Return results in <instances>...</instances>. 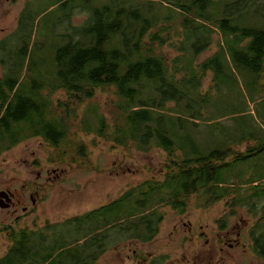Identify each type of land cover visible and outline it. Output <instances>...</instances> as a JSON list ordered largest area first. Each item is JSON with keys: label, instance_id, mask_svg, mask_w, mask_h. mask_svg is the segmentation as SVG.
<instances>
[{"label": "rangeland", "instance_id": "374dc122", "mask_svg": "<svg viewBox=\"0 0 264 264\" xmlns=\"http://www.w3.org/2000/svg\"><path fill=\"white\" fill-rule=\"evenodd\" d=\"M77 1L69 3L72 9L77 8ZM165 1L156 5L157 15L173 18L156 26H167L161 35L168 39L161 45L152 44L153 53L163 58L166 67V84L161 87L165 92L158 90L162 83L155 80H140L138 86L139 97L146 103L158 97H179L177 103L170 98L163 101L165 110L185 118L177 123L166 121L168 131L177 128L179 150L173 156L157 146L152 136L141 143L142 126L134 138L128 135L114 86L95 87L80 94L78 100L68 98L62 89H49L47 85L54 79L45 59L67 25V21L59 22L62 9L58 0H0V77L6 71L4 61L11 59L7 56L10 50L15 45L27 46L22 67L11 70L19 74L24 94L41 103L48 101L40 115L33 116L40 125L12 122L14 132L0 137V188L11 190L14 199L21 198L16 210L0 209V256L11 245L10 230H30L51 241L48 236L62 227L63 220L116 199L120 202L91 210L83 223L72 222L71 229L64 232L65 246L96 239L93 251L86 247L92 257L85 264H264V258L250 247V229L264 206V197L252 198L264 193V49L260 69L253 71L233 57L238 33L222 34L210 21L208 33L200 30L194 34L182 28L180 14ZM233 1L211 0L206 12L213 18L228 17L230 24L264 27L263 0H237V11ZM22 11L32 21L26 19L20 37L15 38ZM86 16V11L74 9L69 24L79 25ZM154 30L155 26L148 33ZM196 38L198 43L192 44ZM241 49L248 52L245 46ZM211 55L209 67H203L201 63ZM44 121L63 130L55 146L33 133ZM154 124L152 121L151 126ZM118 126L126 131L123 141L116 138ZM255 147L245 158L225 157L227 165L213 174L209 182L212 195H228L212 200L204 188H197L179 196L181 211L171 207L170 192L177 186L182 153L195 160L214 149L243 152ZM175 173V182L166 181ZM138 185H142L139 190L120 199L126 189ZM153 188L151 199L142 195ZM29 191L35 197L33 205ZM243 202L254 203V211ZM148 203L152 204L146 206ZM22 205L28 209L22 211ZM144 208L143 213L154 209L157 215L151 218V228H155L148 239L144 228L132 230L140 217L137 212Z\"/></svg>", "mask_w": 264, "mask_h": 264}, {"label": "trees", "instance_id": "16d2710c", "mask_svg": "<svg viewBox=\"0 0 264 264\" xmlns=\"http://www.w3.org/2000/svg\"><path fill=\"white\" fill-rule=\"evenodd\" d=\"M71 1L73 0H58V8L62 9L59 22L67 21V25L64 31L59 34V42L51 48L50 56L45 59L49 63L54 79L47 86L50 90H64L68 98L73 100H78L80 94L90 93L95 87L114 86L116 94L121 98L118 108L124 113L123 118L127 124L128 135L134 138L142 126L143 132H140L139 135L141 143L145 144L148 137L152 136L157 141V146L173 156L175 151L179 150L176 141L177 128L168 126L171 132L168 131L166 121L172 119L173 123H177L179 120L184 121L185 118H180L177 113L171 114L172 111L165 110L163 101L170 98L177 103L179 97H158L156 101L151 99L149 103H146L139 97L141 91L138 86L140 80H144L146 83L155 80L162 83L158 86V90L165 92L161 87L166 84V67L163 64V58L153 53L154 46L152 45L153 42H157L159 45L164 44L168 39V35H161L167 26H156L157 22H168L173 18L167 15L163 17L157 15L156 5L165 0H78L75 5L77 8L74 9L87 12L86 18L79 25L69 24V14L74 10L72 9L74 6L69 4ZM165 3L180 14L179 24L182 28L192 30L194 34L200 30L208 33L210 21L222 34L238 33V37L234 39V46L237 48L233 50V57L253 71L260 69L264 49V27L230 24L229 18L224 16L213 18L206 12L211 0H189L188 3L174 0L172 2L165 1ZM232 4L236 6L235 11L239 10L237 0H234ZM25 13L22 11L20 15L16 28L17 35L13 36L15 38L20 37L18 32L26 26L25 20L32 21L31 17L26 16L25 18ZM153 16L157 17L153 18ZM153 26H155V30L148 33ZM198 41L199 39L196 38L194 43L191 41L190 43L197 44ZM243 41H245L244 45L240 46ZM244 46L250 54L241 49ZM199 47L197 46V51L200 50ZM27 55V46L21 48L15 45L7 55L11 59L4 61L7 65L6 71L0 77L1 138L14 132V129L11 128L12 122L24 121L30 125H40L39 121L33 120V116L40 115L41 108H46L48 105V101L41 103L38 98L36 101L30 94H24L23 90L19 88V74L11 70V67H22ZM30 55L31 53L28 60ZM211 57L212 55L201 63L203 67H209ZM40 85L45 84L41 83ZM39 88L40 86L37 85V90ZM173 91L178 92L175 88ZM179 93L181 95V92ZM190 117L196 118L193 115ZM152 121L155 123L153 126H151ZM98 131L102 132V125ZM126 131L118 126L116 128L117 140L123 141ZM33 133L40 134L55 146L63 130L55 129L52 121H44ZM256 149L255 147L251 151L243 152H238L233 148L214 149L207 156L195 160L182 153L184 157L177 164V186H173L170 192L173 195L171 207H178L181 211L183 204L180 203L179 196L187 195L197 188H204L206 196L212 200L228 195L225 192L212 195L209 182L212 180L213 174L219 168L227 165L228 161L224 160L225 157L229 156L231 159L239 160L249 156ZM175 175L176 173L166 181L175 182ZM140 187L142 185L126 189L119 196L120 199H125L133 190H139ZM155 188L159 192V188ZM155 188L143 191L142 195L151 199ZM253 197H264V193H256L252 195ZM116 202L120 201L114 199L94 209L106 208ZM243 203L247 205L250 212L254 211L252 208L254 203ZM151 204L148 203L146 206ZM227 204L231 205V202L228 201ZM94 209L91 210L94 211ZM145 209L137 212L136 217H140L132 230L144 228L143 235H149L155 228V226L151 228L150 222L153 220L151 218L157 215L154 209L143 213L142 211ZM261 209H263L261 216L250 229V247L258 257L264 258V229L262 228L264 206ZM91 210L81 216L63 220L62 227L52 230L51 236H48L52 237L51 241H47L45 239L47 237L30 230H10L8 237L11 245L6 253L0 256V264H85L86 254H88V258L92 257L90 252L87 253L86 247L93 251L98 244L95 243L96 239L73 246H65L66 240L63 238L66 236L65 230L71 229L69 226L72 225V222L74 224L83 223L93 212ZM91 238L94 237L91 236ZM146 238H150V235Z\"/></svg>", "mask_w": 264, "mask_h": 264}, {"label": "flooded vegetation", "instance_id": "af4514ba", "mask_svg": "<svg viewBox=\"0 0 264 264\" xmlns=\"http://www.w3.org/2000/svg\"><path fill=\"white\" fill-rule=\"evenodd\" d=\"M37 192V190H35ZM37 195L38 198V194ZM28 198L30 199V205L35 203V197L33 196L32 192L29 191ZM21 203V198L14 199V193L9 190H3L0 188V209L9 208L12 207L13 211L17 209V206ZM22 211H26L28 209V206L22 205L21 206ZM48 224V222H46ZM70 228V227H69ZM46 243V242H45ZM88 254H86V259H88ZM153 261V260H152Z\"/></svg>", "mask_w": 264, "mask_h": 264}]
</instances>
